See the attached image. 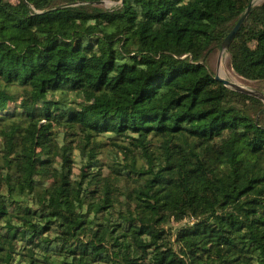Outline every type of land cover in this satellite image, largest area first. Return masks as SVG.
<instances>
[{
	"label": "trees",
	"instance_id": "obj_1",
	"mask_svg": "<svg viewBox=\"0 0 264 264\" xmlns=\"http://www.w3.org/2000/svg\"><path fill=\"white\" fill-rule=\"evenodd\" d=\"M102 1L0 0V264H264V0Z\"/></svg>",
	"mask_w": 264,
	"mask_h": 264
},
{
	"label": "water",
	"instance_id": "obj_2",
	"mask_svg": "<svg viewBox=\"0 0 264 264\" xmlns=\"http://www.w3.org/2000/svg\"><path fill=\"white\" fill-rule=\"evenodd\" d=\"M123 1L124 0H121L120 2H116V3H121L122 4ZM108 2L109 1H102L100 3H96L95 5H100V4L105 5ZM252 5H253V3H252ZM252 5L247 9V11L244 13V15H242V17L240 18V20L238 21L236 26L232 29V31L229 33V35L225 39V41L223 43V49L221 51L222 54L227 52L230 44L232 43V41L234 40L235 36L237 35V33L239 32L240 28L242 27L244 21L246 20L248 14H249V11L252 8ZM67 6H69V5L60 6L56 10H61V9L65 8V7H67ZM222 54L220 55L219 60H218V69H219V71H220V67H221ZM215 79L217 81H220L221 83L224 84L225 87H227V88H229V89H231L233 91H236L238 93H241V94H244V95H247V96H251V97L257 98V99H259L260 101H262L264 103V94H262V93L256 92V91H254L252 89H249V88H247L245 86H242V85L236 84V83H234V82H232L230 80H227V79L223 78L220 74L216 75Z\"/></svg>",
	"mask_w": 264,
	"mask_h": 264
},
{
	"label": "rangeland",
	"instance_id": "obj_3",
	"mask_svg": "<svg viewBox=\"0 0 264 264\" xmlns=\"http://www.w3.org/2000/svg\"><path fill=\"white\" fill-rule=\"evenodd\" d=\"M262 1L263 0H255V3L256 4H260ZM116 5H117L116 2L109 1L105 5L100 4L98 6L103 7L105 9H110V8L116 6ZM221 54H222V52H220L218 54V56H216L213 60H211V63H210V66H211L212 71H213V73H214L215 76L218 75V74H221L220 71H219V69H218V60H219V57H220ZM227 61H228V54H227V52H225V53L222 54L221 67L222 66L224 67V69H225V71H226V73L228 75L227 76V80H230L232 82H235L236 84H239V85H242V86H245V87H247L249 89L254 90L245 81H243L242 79H239L233 71H231L230 69H228ZM221 67H220V70H221ZM232 77L234 78L235 81H233Z\"/></svg>",
	"mask_w": 264,
	"mask_h": 264
},
{
	"label": "bare ground",
	"instance_id": "obj_4",
	"mask_svg": "<svg viewBox=\"0 0 264 264\" xmlns=\"http://www.w3.org/2000/svg\"><path fill=\"white\" fill-rule=\"evenodd\" d=\"M254 2H255V1H254ZM220 73H221L220 75H222L223 78L227 79V76H228V75H227V73H226V71H225V69H224L223 66L221 67ZM232 79H233V81H235L233 77H232ZM234 83H235V82H234Z\"/></svg>",
	"mask_w": 264,
	"mask_h": 264
}]
</instances>
